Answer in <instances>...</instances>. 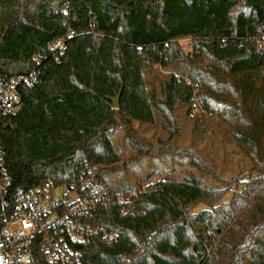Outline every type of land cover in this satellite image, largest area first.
Segmentation results:
<instances>
[{
    "label": "trees",
    "instance_id": "obj_1",
    "mask_svg": "<svg viewBox=\"0 0 264 264\" xmlns=\"http://www.w3.org/2000/svg\"><path fill=\"white\" fill-rule=\"evenodd\" d=\"M184 37L193 38L192 53L179 44ZM61 39L64 50L52 53ZM36 56L41 72L31 92L50 116L84 120L87 109L72 95L105 100L123 90L112 115L78 140L22 128L24 108L0 115V146L16 186L79 189L87 164L86 177L110 189L105 175L120 161L111 141L119 120L150 123L156 111L196 102L242 126L235 137L254 162L255 175L238 180L242 190L223 204L228 188L195 176L148 183L125 203L110 189L92 223L117 238L91 236L81 245L83 264H247L256 251L254 264H264V0H0V74L22 73ZM155 65L171 73L150 90L146 71ZM193 164L227 181L200 157ZM201 203L209 209L194 212ZM33 264H49L38 244Z\"/></svg>",
    "mask_w": 264,
    "mask_h": 264
},
{
    "label": "rangeland",
    "instance_id": "obj_2",
    "mask_svg": "<svg viewBox=\"0 0 264 264\" xmlns=\"http://www.w3.org/2000/svg\"><path fill=\"white\" fill-rule=\"evenodd\" d=\"M178 42L184 52H193V38H180ZM188 68L189 65L182 64L180 69ZM168 73H171L170 69H163L159 65L149 68L146 71L149 89L159 88L161 80L165 79ZM198 91L199 89L196 90ZM71 97L84 103L88 112L86 119L50 116L31 92V95L26 97L24 109L19 117L20 126L28 128L39 125L78 140L112 115L113 106L94 94ZM223 114L211 113L196 102L193 105L177 106L173 112L156 111L155 120L150 123L134 120L127 124L120 119L111 135L120 161L115 164V168L110 167L105 175L110 189L120 192L128 188L126 192L137 191L140 194V191H145L148 183L159 179L182 180L195 176L202 178L203 186L228 188L218 204L232 200L237 191L243 188L242 184L237 185V181L248 182L255 175V171L248 150L240 146L235 137V128L242 129V126L234 123L229 114ZM154 146L166 148L154 153ZM150 150L152 154L147 153ZM196 157H200L207 164L206 169L214 177L227 181L218 182L200 171L193 164ZM256 196L257 194L252 198ZM204 209H209V206L201 203L193 211ZM249 217H252V213ZM261 241L263 242L262 237ZM258 257L259 251L254 255L247 254V264H254Z\"/></svg>",
    "mask_w": 264,
    "mask_h": 264
},
{
    "label": "built area",
    "instance_id": "obj_3",
    "mask_svg": "<svg viewBox=\"0 0 264 264\" xmlns=\"http://www.w3.org/2000/svg\"><path fill=\"white\" fill-rule=\"evenodd\" d=\"M64 48L61 39L51 51ZM34 61L36 65L22 73L0 74V115L24 108L41 72L40 58L36 56ZM85 167L79 189L51 181L16 186L0 146V264H33L35 244L49 264H83L81 245L91 236L101 233L107 241L117 238L92 223L98 204L111 193L105 182L86 177L90 167ZM138 196L137 191L118 193L121 203Z\"/></svg>",
    "mask_w": 264,
    "mask_h": 264
},
{
    "label": "water",
    "instance_id": "obj_4",
    "mask_svg": "<svg viewBox=\"0 0 264 264\" xmlns=\"http://www.w3.org/2000/svg\"><path fill=\"white\" fill-rule=\"evenodd\" d=\"M122 90H123V88H121L119 90V92L114 96L106 95V96H104V99L111 102L113 108H118L120 106V102H121Z\"/></svg>",
    "mask_w": 264,
    "mask_h": 264
}]
</instances>
